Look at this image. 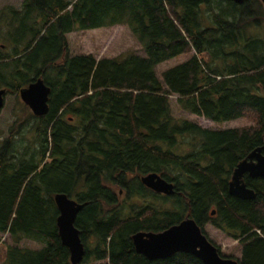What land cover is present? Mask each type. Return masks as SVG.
I'll list each match as a JSON object with an SVG mask.
<instances>
[{"label":"trees","instance_id":"trees-1","mask_svg":"<svg viewBox=\"0 0 264 264\" xmlns=\"http://www.w3.org/2000/svg\"><path fill=\"white\" fill-rule=\"evenodd\" d=\"M263 21L259 0H22L20 9L0 8V89L19 95L37 79L50 89L46 114L12 125L0 141V241L7 234L43 246H8L2 264H70L56 225L59 193L83 205L74 222L80 264H203L186 253L149 261L135 252L134 234L186 217L203 234L209 223L237 241L239 264H264V179L243 177L254 200L228 194L236 165L256 148L264 154ZM117 25L143 56L69 55L67 34ZM179 56L187 58L158 76L159 64ZM171 96L205 120L253 124L209 130L175 119ZM151 173L173 193L146 188L140 177Z\"/></svg>","mask_w":264,"mask_h":264},{"label":"water","instance_id":"water-1","mask_svg":"<svg viewBox=\"0 0 264 264\" xmlns=\"http://www.w3.org/2000/svg\"><path fill=\"white\" fill-rule=\"evenodd\" d=\"M235 4H241L243 0H229ZM264 7V0H259ZM50 89L42 79L30 83L20 90L21 102L26 105L35 117L46 114L47 101ZM5 89H0V111L3 107ZM264 179V154L261 148L251 151L240 161L232 171L228 184V194L237 199L251 201L256 194L247 188L243 177ZM141 183L149 190L164 195L173 193L174 185L165 181L155 173L144 175ZM54 203L58 210L56 225L61 244L69 250L70 264H80L84 255V246L80 240L79 232L74 226L77 214L83 205L67 197L65 194L54 195ZM215 211L211 212L214 215ZM135 252L149 261L170 258L176 253H186L194 256L203 264H239L236 259L223 258L217 248L208 241L196 222L186 217L179 224L159 232H138L132 236Z\"/></svg>","mask_w":264,"mask_h":264},{"label":"rangeland","instance_id":"rangeland-1","mask_svg":"<svg viewBox=\"0 0 264 264\" xmlns=\"http://www.w3.org/2000/svg\"><path fill=\"white\" fill-rule=\"evenodd\" d=\"M21 3L22 0H0V8L10 5L15 9H20ZM211 4L213 3L211 2ZM258 31L259 30L255 32ZM258 33L264 37V21L262 23V28ZM66 39L68 43V52L71 56L78 54H90L99 60L102 58H114L126 52H134L138 55H144L141 46L133 37L128 27L125 25H117L109 28H98L88 31L71 32L66 35ZM3 48V51L5 52V46H3ZM191 54H193V52ZM186 58L187 57L185 56H179L159 64L156 67L158 76L163 70L184 61ZM3 101V107L0 111V141L8 136V129L12 125L18 127V125L22 123L24 119L31 115L28 107L21 102L19 95H12L5 91ZM170 106L171 114L175 119H186L192 121L202 128L209 130L241 128L244 126H251L253 124L252 121L246 120L244 118L223 123H215L205 120L201 117L181 111L177 105L176 96L170 97ZM22 125L25 127V123ZM21 129L23 130V127H21ZM27 137H29V135H27ZM203 231L208 241L219 249L220 255L222 257L233 258L236 260L240 258L241 248L237 241L230 239L209 223L205 224ZM8 246L40 249L43 245L27 239H21L16 243L12 241L7 234L2 235L0 241V264H2L4 261Z\"/></svg>","mask_w":264,"mask_h":264},{"label":"flooded vegetation","instance_id":"flooded-vegetation-1","mask_svg":"<svg viewBox=\"0 0 264 264\" xmlns=\"http://www.w3.org/2000/svg\"><path fill=\"white\" fill-rule=\"evenodd\" d=\"M7 6V5H6ZM2 46V45H1ZM7 92V91H6ZM49 100V99H48ZM47 105H48V101H47ZM31 112V111H30ZM32 114V113H31ZM33 115V114H32Z\"/></svg>","mask_w":264,"mask_h":264}]
</instances>
